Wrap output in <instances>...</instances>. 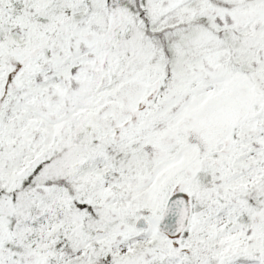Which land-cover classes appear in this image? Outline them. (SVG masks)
Instances as JSON below:
<instances>
[{"label":"snow or ice","instance_id":"obj_1","mask_svg":"<svg viewBox=\"0 0 264 264\" xmlns=\"http://www.w3.org/2000/svg\"><path fill=\"white\" fill-rule=\"evenodd\" d=\"M0 264H264V0H0Z\"/></svg>","mask_w":264,"mask_h":264}]
</instances>
